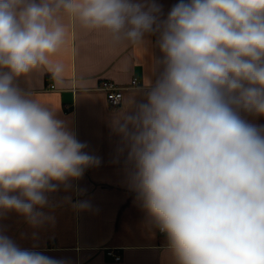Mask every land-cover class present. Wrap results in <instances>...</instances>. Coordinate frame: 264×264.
Wrapping results in <instances>:
<instances>
[{
  "label": "clouds",
  "instance_id": "clouds-1",
  "mask_svg": "<svg viewBox=\"0 0 264 264\" xmlns=\"http://www.w3.org/2000/svg\"><path fill=\"white\" fill-rule=\"evenodd\" d=\"M61 14L113 46L157 37L153 74L112 128L175 264H264V126L241 115H264V0H180L163 19L155 0H0V214L37 221L99 163L17 83L39 68L63 81ZM0 264L63 262L0 234Z\"/></svg>",
  "mask_w": 264,
  "mask_h": 264
},
{
  "label": "crops",
  "instance_id": "crops-1",
  "mask_svg": "<svg viewBox=\"0 0 264 264\" xmlns=\"http://www.w3.org/2000/svg\"><path fill=\"white\" fill-rule=\"evenodd\" d=\"M161 18L180 0H155ZM187 2V0H186ZM66 44L54 59L65 67L63 81L53 80L45 69H35L18 80V86L46 106L59 110L85 151L99 160L71 180V188L48 195L49 203L37 209L31 222L7 211L0 214V234L20 249L39 252L63 264H175L168 241L149 216L131 187L125 166L121 136L112 128V117L126 110L153 74L154 57L162 54L155 35L140 46H113L103 30H88L67 14ZM136 84H131L133 78ZM104 78L126 86L122 103L110 105L100 87ZM256 126L264 115L241 113ZM81 205H86L82 207ZM113 250L122 257L117 260Z\"/></svg>",
  "mask_w": 264,
  "mask_h": 264
},
{
  "label": "built area",
  "instance_id": "built-area-1",
  "mask_svg": "<svg viewBox=\"0 0 264 264\" xmlns=\"http://www.w3.org/2000/svg\"><path fill=\"white\" fill-rule=\"evenodd\" d=\"M137 83V78L134 77L132 80V85ZM100 87L105 91L106 99L113 107H118L122 103L123 90L126 86L116 83L112 79L104 78L100 83ZM109 253L115 256L117 260H120L122 257L120 254L116 253L113 250H109Z\"/></svg>",
  "mask_w": 264,
  "mask_h": 264
}]
</instances>
